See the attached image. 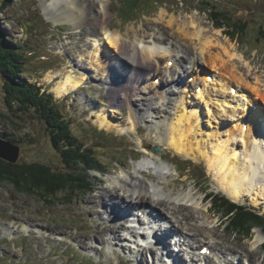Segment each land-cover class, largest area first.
Here are the masks:
<instances>
[{
  "label": "rangeland",
  "instance_id": "obj_1",
  "mask_svg": "<svg viewBox=\"0 0 264 264\" xmlns=\"http://www.w3.org/2000/svg\"><path fill=\"white\" fill-rule=\"evenodd\" d=\"M123 1H109V10L112 13V18L109 23L110 28H113V24L114 27L122 30V35L119 32L117 33L120 34L121 39L126 40L125 42L133 43L134 39L130 36L131 32L135 30L139 31V33H147L149 36L152 34H160L163 31L167 33V38L170 43H174L179 48L182 47L181 49L186 50L191 56L196 57L197 52L194 49L195 46L182 35L177 34L175 27L171 28L168 26L171 18L176 19L179 23L193 19L201 24L206 31H209L208 34L210 35L211 33L220 31V40L222 42L228 41V44L233 45L235 53L242 59L240 63L238 62V69L246 74L245 78L251 84L257 76L263 79L264 0H235V2H233L234 0H207L212 5L217 6L219 10L227 12L232 21H242L236 32H233L234 30L225 23H222V27L216 28L218 24H213V21L209 20V17L211 18L208 11L209 8L204 5L203 0H148V2L138 0L133 8H127L128 0L122 4ZM156 1L158 4H156ZM3 2H7L9 5L0 12V31L6 35L5 39L8 44H12L13 42L21 43V48L24 46V49L27 51H23L26 53L27 62H24L23 72L19 74V77L23 81L29 84L31 83L35 88L40 86L42 89H39V93L41 94H44V91L55 94L54 89H56L61 81L66 79L68 74L80 77L85 75L87 80L84 85L88 84L87 86L83 85V88L78 89V91L71 92L73 94L70 96L68 94L59 98L56 94L54 95L57 102L68 96L63 100V102L65 101L64 103L59 104V106H62L57 107L65 116L69 114V111L74 112L72 117L67 118L72 123L73 129H80L84 132V142L92 138L89 135L91 131L87 132V128L85 131V126L79 124L80 120H86L88 124L95 128L104 130L107 135L95 137L92 146L94 151L91 153V157L96 160L100 172H83L86 176H81H84L83 179L91 185L90 191L70 193L67 190H60L52 196L48 194L35 196L34 193L25 194L18 189L13 190L15 187L12 188L9 183L0 181L1 223L6 224L4 227L8 228L6 230L7 233L16 234L17 238L15 248L12 245V241H0V264H136L133 258L129 256L133 254L129 252V240H125L126 236L121 237V234L124 232L123 230H120L121 232L119 231L118 233L121 240L115 242H118L117 245L122 248V252L126 256L124 254L122 256L120 254L121 248L115 247V242L110 240V233L106 235L104 233V236L102 235L105 244L97 239L95 240L93 237L99 236L97 231L102 229L104 225L114 226L117 223L122 224L116 220L115 216L114 219L108 221L107 215L104 214L105 209L99 207V196L103 190L109 187L108 180L112 178L122 179L125 175L130 176L134 172V169L138 168L140 163L145 161L150 163V154L152 155L153 153L151 147L159 146L155 143V136L152 135L154 128L151 124L153 123L148 124L147 122L151 119H148L149 114H145L147 111L146 108H143V106L140 107L144 112L141 115V119L144 120L145 118V122L139 123V135L136 133L134 135H131V133H122L121 130L124 128L129 130V112H127L129 110H126L123 106L122 108L111 107L112 102L110 104L109 95L106 90H103L102 82H100L101 78L106 79L108 65L114 63L112 58L107 57H110L112 53L115 54V49H112L103 39L92 40L89 38V26L81 31L79 30L81 27L76 28L69 22H57V19L49 18L43 9L45 2L43 0H0V4ZM118 8L125 12L134 13L130 16L133 21L123 25L118 19ZM42 14L45 15L44 17L47 19V23L44 17L43 19L40 18ZM228 23L230 26L233 25V23ZM244 23L248 24V28L243 32H239L238 29ZM230 32H232V35H230ZM62 34H64V37H62ZM90 36L93 37L92 35ZM103 38L105 39L104 36ZM145 39L147 41L148 38ZM143 43H140L139 46L144 45ZM152 48L155 50L158 49L155 47ZM140 49H142V46ZM93 50L96 54L101 50L102 54L108 51L110 55L101 61H96V58H94V61L99 66L94 64L90 67V62L87 60V51L91 52ZM213 51L216 52L217 49ZM159 52L165 55L166 49H160ZM152 60L146 61L152 67L150 74L145 71L148 74L146 77H149L138 85L139 87L137 86L142 93L146 94L145 96H150L148 95V87H152L155 79L159 80V83L157 82L155 84L156 89H162L163 86L167 88L171 87L173 78L177 77L168 74L169 77L166 76L163 78L164 65H168L166 63L167 60L162 61L160 65L155 64V59ZM187 63H189L188 60L180 61V66H178L179 69L177 71H182L186 67L189 68L190 65H187ZM203 67L212 73L214 72L209 66ZM205 74L208 73L205 72ZM49 75L56 77L50 82ZM119 77L117 73L114 74L113 81L110 83L114 84L115 81L119 80ZM184 80H188V75L185 76ZM186 82L184 81L183 84ZM3 85L4 79L0 74V134L20 140L19 144H17L21 153L19 159L20 164L40 162L46 163L52 168L62 167L63 164L60 161V154L54 149L49 135L45 130L46 126L39 117H36L37 114L35 112L29 115L18 114L15 108L8 107L4 102ZM156 94L153 88L151 95L153 100L151 97L150 101L153 107L159 106L156 104L158 98ZM135 97L138 100L137 105L139 107L144 97L139 95ZM122 102L124 101L121 99L120 103ZM120 103L118 102L117 104L120 105ZM262 103L264 106V102ZM88 110L91 111L87 115L86 112ZM154 111L155 113H159V115H164L160 110ZM101 116L109 117L115 123L123 122V126L116 130L102 129L98 123ZM123 134H130L131 136H124ZM138 139L142 141H138ZM143 141L150 147L149 152L139 151L140 149L137 148L141 146V142ZM160 148L162 153L158 154L154 152V155L156 158L158 157L156 160L158 165H160L158 167L165 168V171H163L165 179L162 181V185L167 186L174 194H186L191 191L196 202V208H189L188 213L196 220L198 232L204 236L210 232V235L215 236L216 243L225 247L230 246V248L233 246L235 252L238 253L237 257L233 258L228 256L226 251H223V264L232 262L249 264L245 254L246 249L254 253L256 257L263 259L262 264H264V226L262 225L264 224V203H262L264 200H260L259 202L261 203L259 204V199L254 197L253 200V195L251 196V200L253 203L256 202L254 203L256 206L251 201L247 203L248 205L244 201L241 202V206H250L251 208L249 207L248 209L252 210L253 208L255 211L260 212L261 215H255L250 212V218L255 224H248L250 225V229H245L242 233H239V231H236L237 229L233 225V222L230 223L234 219L231 221L228 220L229 217L233 218L235 215L227 216L233 202L231 203L229 200L226 201L217 198L211 204V201H207L204 195V193L211 194L213 192L221 194L218 192L221 190L217 189L212 175L208 173L205 163H199L198 160L195 161L198 163H190L185 159L183 160L177 157L174 153L169 154L168 150L164 149L166 147ZM164 165L168 167V171ZM149 167L155 168L157 165L151 162ZM171 168L177 172H172L169 177L168 173L171 172L169 170ZM147 173L154 176L153 171H148ZM208 188L209 190H207ZM248 200H250V197H248ZM93 203H96V206H98L97 210L99 213H96L97 215L94 214L93 206L95 204L93 205ZM158 224L162 228L167 226L163 222ZM24 226L28 227L29 233L23 231ZM36 227L39 229L37 230ZM39 231L42 235L38 233ZM129 236L128 238L130 239ZM257 236L260 238L259 242H257ZM58 237L64 238V240L60 241ZM131 241L133 242V240ZM132 242L131 244H133ZM185 243L188 247L194 244L193 249H185L186 252L194 250V254L199 253L198 249L200 247H208L205 245L207 242L205 244L203 242L198 244L197 241ZM123 247H126V250H123ZM3 249H5V252L2 251ZM183 249L184 245L181 250ZM139 250L140 254L142 253L144 263H151L153 253L143 248ZM12 254L16 257L12 256ZM209 256L213 261L212 264H216L217 261L214 260V254H210ZM150 258L151 261L149 260ZM120 260H123V262Z\"/></svg>",
  "mask_w": 264,
  "mask_h": 264
},
{
  "label": "bare ground",
  "instance_id": "obj_2",
  "mask_svg": "<svg viewBox=\"0 0 264 264\" xmlns=\"http://www.w3.org/2000/svg\"><path fill=\"white\" fill-rule=\"evenodd\" d=\"M43 1H45L43 9L49 18L57 19V22H69L76 27L87 24L90 27V35L94 38H100L101 35L105 37V41L112 49H115L116 54L110 55L108 51L103 52L101 56L98 54L100 61L110 55L113 61L120 64L118 74L131 69L133 76L127 75L122 79L119 77V80L113 84L114 86L108 88L110 104L112 102L111 107L126 106L130 108L131 113L129 112L128 120H130L131 126L129 130L127 128L121 130L122 133H130L134 130L137 127L138 119L142 117L140 115L141 110L137 105L138 100L135 99L136 89L134 87L149 77H146L148 74L145 71L149 72L152 67L146 61L155 59L156 65H160L165 60H167L166 63L172 61L171 67L164 65V78L169 77L168 74L171 75L172 73V75L182 76V71L177 73L178 66H180V61L188 60L187 65L189 64L190 67L186 69V72L194 75L192 81L186 82L187 85L186 83L183 84V87L176 91L157 92V99L160 103L158 107L151 106L146 99L141 100L143 101L142 106L147 107L150 110L149 113L152 114V119L148 121V124L153 123L151 125L155 129L152 131V135L155 136V143L165 146L170 152L185 160L194 162L198 160L199 163H205V167L208 173L212 175L217 189L221 190L220 192L224 193L232 202L241 203L243 197L248 195L253 205L256 203L251 200L253 195V200L254 197L259 199L258 202L264 200V111L254 114L252 109V104L257 99L264 102V76H262L263 79L259 76L255 77L252 84L245 78L246 74L238 69V62L240 63L242 59L235 53L233 45L228 44V41L222 42L220 40V31L210 35L208 34L209 31H206L201 24L193 19L179 23L176 19L171 18L168 26L175 27L177 34L182 35L195 46L197 56L193 57L186 50L181 49L182 47L179 48L174 43H170L167 33L163 31L158 32L160 34L150 36L147 33L132 31L130 37L134 39L133 43H136V47L133 43H127L121 39L117 31L110 32L109 22L112 18V13L109 10L110 0ZM145 38H148L147 41ZM140 43L144 44L141 45L142 49H140ZM152 47L159 50L166 49V54L163 55L158 49L155 50ZM214 49L217 51L214 52ZM96 57L97 54L94 51L89 52L87 60L90 62V67L95 64L94 58ZM203 66L212 68L215 76L213 80L208 81L206 76L203 79L200 78V70ZM107 71L109 70L107 69ZM186 72L184 73L186 74ZM109 73L110 76L106 80V85H108V80L109 82L113 81V76L116 74L112 72V68H110ZM55 77L49 75L50 82ZM177 79L174 80L173 78L172 83L176 82ZM86 80L85 76L68 74L66 79L57 85L54 92L59 98H62L78 90ZM152 88L157 90L155 83L150 89ZM232 88L236 90L234 97ZM128 91H133V93H128ZM246 92L253 97L252 100L249 99ZM151 94V91L148 92V95ZM142 97L148 96L143 95ZM121 99L124 102L120 103ZM118 102L120 105L117 104ZM157 109H160L164 115L155 113L154 110ZM98 121L101 128L105 130L119 129L123 126V122L115 123L109 117L101 116ZM141 146L145 147L143 142H141ZM150 156V163L156 164L157 167L151 168L149 167L150 163L145 161L140 163L130 176L125 175L122 179L112 178L108 180L109 187L103 190L102 194L100 193L99 207L105 209L108 221L114 219L115 216L116 220L122 224L104 225L102 229L97 231L99 236L93 238L105 244L102 235L110 233V240L115 242L121 240L118 233L123 230L126 235H130L133 240L132 243L136 244V241H142L143 236L134 230L130 231L129 226H126L128 222H124V218L119 217L121 213L125 215L127 212V214L134 212L130 218L134 219L131 221L134 223L133 225L144 226L145 223L142 222L146 219L145 210L149 209L160 218L161 221L158 223L167 224L162 228L157 223L158 226L155 225L154 229H158L155 232V237L165 247L170 246L171 236H174L178 237L177 242L180 241V244L176 243L174 247H179V249H182L183 245L186 249L194 248V244L189 245V248L185 242L198 241L203 242V244L207 242L205 245L211 250L210 254H214V260L217 261V264L224 263L223 251H226L228 256L237 257L238 253L235 252L233 246L230 248V246L219 245L215 241V236L209 234L210 232L206 236L198 232L196 220L188 213L189 208H196V202L191 191L186 194H174L167 186H163L165 168L158 167L156 162L158 157L156 158L154 154H150ZM166 169L168 171V167ZM169 170L171 171V169ZM148 171H153L154 176L148 174ZM244 194L248 195L244 196ZM94 204V214H98V206L96 203ZM109 205L110 209H108ZM135 211L137 213L142 212L144 219L138 217L136 220L134 218L137 216ZM23 231L27 233L28 227L24 226ZM204 237L205 239H203ZM58 239L64 240L60 237ZM256 239L257 242L260 241L259 236ZM159 242L157 245L150 244L149 241L145 243L144 250L153 253L152 262L148 264H167L163 255L159 258L151 248V246L157 248ZM115 244L117 245L118 242ZM138 247L141 249L143 246ZM202 249L203 247L199 248L198 251ZM123 250H126V247H123ZM137 251V263L145 264L142 253L140 254V250ZM129 252L133 253L131 248H129ZM245 252L249 264H262L263 259L256 257L250 250L246 249ZM195 255L196 258L201 256L197 253ZM172 257L174 264H189L179 254H174ZM149 260L151 261V258ZM204 262L205 264H212L213 261L210 257H204ZM229 264L240 263L232 262Z\"/></svg>",
  "mask_w": 264,
  "mask_h": 264
},
{
  "label": "trees",
  "instance_id": "obj_3",
  "mask_svg": "<svg viewBox=\"0 0 264 264\" xmlns=\"http://www.w3.org/2000/svg\"><path fill=\"white\" fill-rule=\"evenodd\" d=\"M137 2L138 0H128L127 8H133ZM8 5L7 2L1 3L0 12ZM204 5L209 7V10L211 9L210 19L219 27L225 23L234 30L233 32H236L239 24L242 23V21H232L227 12L215 9L216 6H212L208 2H204ZM228 22L233 25L230 26ZM246 28H248V24L244 23L238 31L243 32ZM5 37L6 35L0 31V74L4 79V102L8 107L15 108L18 114L29 115L34 112L37 114L36 117H39L46 126L45 130L54 149L59 152L63 166L58 169L38 163L14 165L0 160V181L9 183L12 188L15 187L13 190L18 189L25 194L34 193L35 196L42 194L52 196L60 190H67L70 193L89 191L91 185L83 177L86 176L85 172L96 170L97 162L91 157L94 149L87 150L85 149L87 148L86 144L79 143L76 131H79L80 136H83L82 130L72 128L68 118L60 114L58 107L49 96L40 94L38 88L19 77V74L23 72L24 62H27L26 53L19 50V45L8 44ZM94 133L98 132L93 130L89 135ZM1 136L6 141L19 144V139L4 134ZM82 175L84 176L81 177ZM220 199L227 201V199ZM230 207L227 216L235 215L233 218L229 217L228 220L234 219L230 223L233 222L236 231L242 233L245 229H250V225L255 224L250 218L251 211L236 205ZM254 214L256 215V213ZM262 225L264 226V224Z\"/></svg>",
  "mask_w": 264,
  "mask_h": 264
},
{
  "label": "water",
  "instance_id": "obj_4",
  "mask_svg": "<svg viewBox=\"0 0 264 264\" xmlns=\"http://www.w3.org/2000/svg\"><path fill=\"white\" fill-rule=\"evenodd\" d=\"M155 151L159 152L158 149H155ZM20 157H21L20 149L16 145L0 138L1 160L11 164H18Z\"/></svg>",
  "mask_w": 264,
  "mask_h": 264
}]
</instances>
